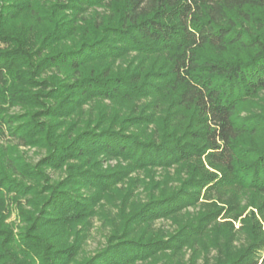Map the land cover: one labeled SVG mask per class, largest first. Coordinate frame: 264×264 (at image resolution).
<instances>
[{"label":"trees","instance_id":"16d2710c","mask_svg":"<svg viewBox=\"0 0 264 264\" xmlns=\"http://www.w3.org/2000/svg\"><path fill=\"white\" fill-rule=\"evenodd\" d=\"M0 2L11 9L7 16L30 13L38 28L36 35L20 33V38L11 41L6 40L10 34L0 28V105L20 101L34 106L38 102L35 87L47 91L49 99L61 97L60 109L67 104L66 111L96 98L156 99L147 113L132 117L135 122H97L73 136L70 132H57L60 123L51 128L39 122H16L23 118L16 120L14 114L0 115V127L22 144L35 141L32 144L47 151L39 166L32 168L35 171L26 177L40 183L39 168L48 166L69 169L71 174L66 182L55 186L43 183L41 192L34 188L21 191L27 196L28 205L18 206L20 220L25 224L18 237L12 236L9 225L3 227V215L9 206L0 194V264L156 263L166 252H180L190 240L211 234L216 211L187 218L174 232L155 226L159 218L184 217V210L199 202L203 189L208 192L222 184H233L264 192V148L249 158L235 142L249 127L244 123L246 118L237 115L239 101L264 89V0ZM100 6L104 8L102 12L95 9ZM90 10L92 28L86 37L81 34L83 38L73 42L72 36L78 31L74 18ZM1 11L0 18L5 14ZM59 11L73 15L68 20L74 22L65 23L64 29L56 17ZM2 18L5 20L6 16ZM67 38L71 43L65 47L47 52L48 47L43 46L59 44ZM207 47L217 51L244 48L247 54L238 60L214 59L201 53ZM159 52L166 55L163 70L146 71L144 59L138 62L139 55ZM132 53V60L108 62L100 72L83 74L82 68L89 63L121 60ZM52 69L68 70L69 74L64 73L67 79L39 77ZM54 108L48 105L44 113L59 116ZM169 109L182 119H170ZM189 109H193L190 117L185 113ZM128 123L148 127L152 124V129L135 133L126 126ZM60 137L66 140H58ZM99 155L122 159L126 164L99 170L102 161L93 160ZM70 159L81 162L67 164ZM206 164L221 168L220 173L209 172ZM3 166L20 175L31 168L22 158L0 162V186L3 182L7 189L12 184ZM157 167L166 171L164 177L172 183L171 191L131 207L127 217L122 218L120 232L111 235L106 246L94 255L82 256L83 238L73 235L74 225L93 213L96 199H102L105 192H118L116 186L131 171ZM81 189L96 191L82 194ZM122 211L120 207L119 212ZM49 225L55 228L53 234L36 233ZM255 243L248 252L227 255L224 262L218 257L211 264H257L258 258L253 254L263 248L264 240Z\"/></svg>","mask_w":264,"mask_h":264},{"label":"rangeland","instance_id":"374dc122","mask_svg":"<svg viewBox=\"0 0 264 264\" xmlns=\"http://www.w3.org/2000/svg\"><path fill=\"white\" fill-rule=\"evenodd\" d=\"M95 9L99 12L104 10L103 6L96 7ZM1 10L5 12L2 17L6 16V18L5 20L2 17L0 18V28L3 31L5 30L4 32L10 34V37L8 36L6 39L7 41L9 39V41L14 40L12 38L15 37L17 39L20 33H24L27 36L37 34V22L30 17V13H16L7 16L12 12H7V10L11 9H9L8 6L5 7V3L3 2H0V12H2ZM66 12L59 11L56 14L58 22L63 23V25L60 26L62 29L66 28L65 23L74 22L72 19L68 20V18L73 15L68 13V11ZM92 14L93 10L85 11L83 14L74 18L76 24L75 28L78 31L72 36L71 40H73V42L76 39L83 38L86 33H89V30L92 28V22H94L92 20ZM71 27H73V25H71L70 28ZM252 27L255 28V26ZM41 28L43 29V26H41ZM29 29L31 30L30 33ZM81 34H84L83 37H81ZM89 36L90 34L88 37ZM71 40L67 38L62 43H52L53 45L43 46L48 47L47 52H50L69 45ZM201 53L206 57L214 59L238 60L246 56L247 50L244 48L229 47L226 51H217L207 47L201 50ZM134 54L135 53H132L127 57H123L121 60H106L102 63H89L82 68L83 74L89 75L93 72H100L108 65V62H116V64H119V61L127 62V59L132 60L131 58H134ZM139 56L138 62L144 59L142 62L146 63V71L163 70L165 66L163 63L167 62L166 55L162 52ZM61 72L57 69L47 70L40 73L39 77L56 76L59 80L67 79V77H64V73L69 74V71L67 70V72H65L63 70ZM39 77L38 79H40ZM34 92H38V102L34 106H25L20 101L17 103L9 102L7 104H1L0 115L4 113L9 115L14 114V116L17 117L16 120L23 118L16 122H22V124L39 122V124H44L51 128L52 124L60 123L61 125L59 129H57V132H70L72 134L71 136L75 135L83 128L95 125L97 122H100L99 124L113 123L117 125L121 123L120 121L123 119L134 121L132 119L133 116L141 115L145 112L147 113L149 108L152 107L151 104H154V101H156V99H154L155 97L127 99L126 101L120 99L111 100L109 98H96L92 101L83 102L76 107L73 106L71 109L68 104L70 110L66 111L67 104H63L65 109H60L62 108L59 104L61 97H58V99H56L57 97L49 99L47 97V91L40 87H35ZM166 96L172 99L171 94H167ZM48 105L55 107V111L59 113V116L57 115L58 117H49L44 113ZM173 110H175V108ZM192 112L193 109L186 110V116L190 117ZM237 115L240 118H246L244 123L249 127L237 137L235 142L242 153L251 158L257 150L264 148V89L249 94L247 99L240 100L238 103ZM168 116H170V119L173 118L175 122L182 119L178 114H174L171 109L168 110ZM176 118L178 119L175 120ZM187 120L188 119H186V121ZM126 126L130 131L135 133H144L147 130V132H149V130L152 129V124L148 127L145 124L130 125L128 123ZM33 128H35V126ZM2 129L3 127H0V162L4 163L7 158H9V160L22 158L24 162L31 167L26 169V173H21L20 175L18 173H13L3 166L7 170L5 176L10 180V184H12L9 189L13 191H9V189L4 187L2 182V186H0L2 193L0 194H3V198L7 199V206H9V209L3 215L4 223L2 224H4L3 227L5 228H7L6 225H9L11 229H9V231H11L12 236L18 237V232L21 230L20 228L25 225L20 220L18 206L24 205L27 207L28 205L25 199L27 196L21 195V191L24 192L34 188L41 192L44 188L42 187L43 183H47L48 186H55L62 181L66 182L71 174L69 173V169L56 170L48 166L39 168L42 174L40 183L33 178L26 177L30 172L35 171L32 170V168L36 169L39 166L47 151L45 148L35 143L32 144L35 141H31L24 145L12 136L6 128ZM171 129L172 128H170V130ZM37 136L38 135H35V138H37ZM62 139L66 140V138L63 137H60L58 140ZM98 158L102 161L99 170L106 171L122 168V166L126 164L125 160L109 158L102 155L94 157L93 160ZM80 162V160L76 159L66 161L67 164H79ZM206 168L209 172L215 174L220 173L219 169H221L219 168L217 170L207 164ZM165 172L164 169L158 167L151 169L147 168L141 171H131L128 177L116 186L118 192H105L102 199L101 197L100 200L96 199L93 205L94 209L92 208L93 213L74 225L76 227L73 230L75 231L73 235L83 238L82 256L85 258L90 257L105 247L111 235L120 232L119 230L124 224L122 218L127 217L126 213L131 207L141 205L151 197H158L171 191L172 183L165 180ZM43 175H45V178ZM219 176L221 177V175ZM220 180L221 179L218 178L219 183ZM219 187L208 192L206 189H203L199 197V202L195 206H191L184 210L186 211L184 217L178 219L159 218L156 221V227H162L168 232H174L179 226L183 225L184 222H187V218H192L197 214L200 216H208L211 211L217 212L215 217L213 216V219L217 218L214 223L212 222L213 224L211 223L212 227L210 226L212 230L211 234L207 237L190 240L180 252H166L157 259L156 263L152 262V264H211L216 261L218 257L224 262L227 255L236 256L244 250L248 252L251 250V247L256 244L255 241L264 240V192L242 188L233 184H222ZM68 188L71 189L72 186ZM95 191L94 189L80 190L82 194H92ZM120 207H123L122 212H119ZM54 231L55 228L49 225L42 229V231H36V233L50 235L51 233L53 234ZM73 240L74 238L71 236L69 240L70 243H72ZM253 256L258 258L257 264H264V246L258 249ZM148 261L149 264H151L150 260ZM143 264L147 263L145 262Z\"/></svg>","mask_w":264,"mask_h":264}]
</instances>
